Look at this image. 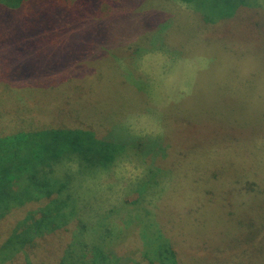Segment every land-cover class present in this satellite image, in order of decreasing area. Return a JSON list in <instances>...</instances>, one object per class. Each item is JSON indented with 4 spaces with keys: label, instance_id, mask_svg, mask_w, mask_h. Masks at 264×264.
I'll use <instances>...</instances> for the list:
<instances>
[{
    "label": "rangeland",
    "instance_id": "obj_1",
    "mask_svg": "<svg viewBox=\"0 0 264 264\" xmlns=\"http://www.w3.org/2000/svg\"><path fill=\"white\" fill-rule=\"evenodd\" d=\"M86 1L105 42L48 99L66 79L34 75L49 7L0 0V139L86 121L123 144L107 167L48 161L65 188L0 204V264H264V0ZM178 118L194 149L172 158ZM0 168L29 190L16 156ZM24 224L31 238L9 249Z\"/></svg>",
    "mask_w": 264,
    "mask_h": 264
},
{
    "label": "trees",
    "instance_id": "obj_2",
    "mask_svg": "<svg viewBox=\"0 0 264 264\" xmlns=\"http://www.w3.org/2000/svg\"><path fill=\"white\" fill-rule=\"evenodd\" d=\"M28 5V0H10L9 8H20L25 13ZM47 7H49V13L42 21V24L46 25L45 29H47V32L44 44L41 47H37V51L42 55V61L37 64L34 75L57 79L59 76L66 74L65 78L69 76L73 80L76 76L74 70L78 74L80 66H84V63L81 64L83 60H79V58L94 46L97 41L104 43L107 33L94 30L95 25L91 24L90 21L96 20V18L91 17L90 5H88L86 0H36L35 8L40 15H43L44 12L42 11ZM23 49L24 47L17 51L23 52ZM105 62H107V58ZM86 64L91 65L90 68H93L92 61H86ZM66 67L70 70H67ZM25 72L29 75L27 69ZM88 78L86 76L78 78L80 81L77 82V86L74 85L75 87L72 91L86 86ZM70 79H64L65 81H62L64 83L59 84L54 93L52 91L48 92L46 98L55 99L61 97L66 91L64 86L71 82ZM56 83L57 81H54V84ZM53 89L51 88V90ZM178 119L180 123L172 119L173 122L171 124H173L174 132L164 139L168 157L172 158L184 153L188 148L194 149V146L187 142L186 133H183L184 125H186L185 121H180L181 118ZM84 122L86 121H82L79 129L39 126L37 130L30 133H21L0 139V152L6 156H16L21 168L26 171L25 177L30 186L29 190H12L17 183L16 170L11 169V172H4L0 168V174L2 175L1 186L3 187L0 195V204L4 206L3 214H8V205L13 201H17L14 203L19 206L29 200L39 202L38 199L41 196L45 198L51 193L49 186L56 185L60 188L67 186L62 179H53V177L48 176L50 172L45 168V163L48 161L71 155L72 158L77 159L76 161L80 160L88 166L107 167L111 164L113 151L117 150L118 145L123 148V144L115 140L112 135L106 134L107 136L98 137L92 133L87 123L84 124ZM170 139L173 140L166 144ZM162 143L164 142L160 144L161 150H163ZM134 145L138 149L141 148V143L135 142ZM5 187L8 188L5 189ZM32 187L36 190L34 194L31 193ZM54 202L58 201L53 199L52 204ZM32 233L27 224H24L23 228L21 226L18 231L14 229L13 235L10 236L14 239L9 240V249H12V246L15 245L28 243Z\"/></svg>",
    "mask_w": 264,
    "mask_h": 264
}]
</instances>
